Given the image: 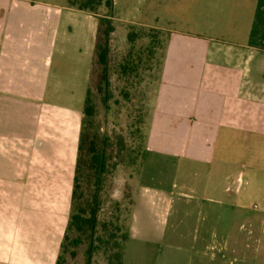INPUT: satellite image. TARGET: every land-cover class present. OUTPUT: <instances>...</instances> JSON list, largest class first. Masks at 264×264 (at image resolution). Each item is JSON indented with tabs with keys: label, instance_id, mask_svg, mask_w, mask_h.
I'll use <instances>...</instances> for the list:
<instances>
[{
	"label": "crops",
	"instance_id": "crops-1",
	"mask_svg": "<svg viewBox=\"0 0 264 264\" xmlns=\"http://www.w3.org/2000/svg\"><path fill=\"white\" fill-rule=\"evenodd\" d=\"M215 8L214 36L168 38L147 152L184 164L180 177L185 167L201 171L205 197L256 211L247 219L250 241L260 243L264 0H217ZM98 29V16L69 0H0V264L58 262Z\"/></svg>",
	"mask_w": 264,
	"mask_h": 264
},
{
	"label": "rangeland",
	"instance_id": "rangeland-1",
	"mask_svg": "<svg viewBox=\"0 0 264 264\" xmlns=\"http://www.w3.org/2000/svg\"><path fill=\"white\" fill-rule=\"evenodd\" d=\"M216 3L114 0L107 81L96 54L87 93L95 114L83 123L85 133L106 150L108 170L98 214L103 231L98 236L110 244H97L89 259V241L84 237L74 245L80 235L70 232L60 264H108L112 237L120 244L127 232L124 264H264V229H254L260 243L250 241L247 217L256 211L236 212L205 197L201 171L195 175L185 167L187 173L180 177L176 169L184 164L147 152L168 38L174 33L214 36ZM130 33L136 34L133 43ZM84 190L89 195L91 187Z\"/></svg>",
	"mask_w": 264,
	"mask_h": 264
},
{
	"label": "trees",
	"instance_id": "trees-1",
	"mask_svg": "<svg viewBox=\"0 0 264 264\" xmlns=\"http://www.w3.org/2000/svg\"><path fill=\"white\" fill-rule=\"evenodd\" d=\"M69 5L74 9L98 16L99 29L97 34L96 53L99 64L103 68V79L107 81L110 42L111 36L115 32V27L113 25L114 0H69ZM103 10L105 14H101ZM135 38V33L129 34L131 43L135 42ZM122 66L125 70L128 69L130 65L127 64ZM84 114L85 118H92L95 114V108L88 96ZM105 151L103 146L99 147L93 138L91 139L84 130L82 131L75 172L71 216L62 249L66 248V244L69 241V233L73 231L77 232L80 237L73 241V244H80L85 237L89 241V259H91L92 255L97 250V244L106 247L110 244L108 241L98 236L100 229L103 231L98 221V214L101 207L100 192L108 170V160ZM87 187H91L89 195L86 193V190H84L87 189ZM111 240H113L112 242L114 243H112L107 253L108 264H123L125 244L129 240V233L127 232V234L123 236L122 243L120 244L114 240V236ZM60 260L61 256L57 264H60Z\"/></svg>",
	"mask_w": 264,
	"mask_h": 264
}]
</instances>
